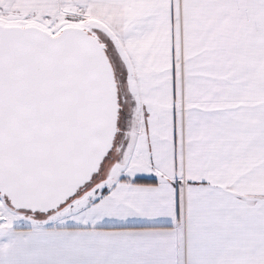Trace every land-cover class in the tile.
<instances>
[{
  "label": "snow or ice",
  "instance_id": "obj_1",
  "mask_svg": "<svg viewBox=\"0 0 264 264\" xmlns=\"http://www.w3.org/2000/svg\"><path fill=\"white\" fill-rule=\"evenodd\" d=\"M25 213L264 264V0H0V233Z\"/></svg>",
  "mask_w": 264,
  "mask_h": 264
},
{
  "label": "crops",
  "instance_id": "obj_2",
  "mask_svg": "<svg viewBox=\"0 0 264 264\" xmlns=\"http://www.w3.org/2000/svg\"><path fill=\"white\" fill-rule=\"evenodd\" d=\"M28 215L0 233V264H155L159 259L152 251L104 233L160 225L163 220L104 217L85 222L73 216L49 220L46 216L28 219Z\"/></svg>",
  "mask_w": 264,
  "mask_h": 264
},
{
  "label": "rangeland",
  "instance_id": "obj_3",
  "mask_svg": "<svg viewBox=\"0 0 264 264\" xmlns=\"http://www.w3.org/2000/svg\"><path fill=\"white\" fill-rule=\"evenodd\" d=\"M25 214H27V213H25ZM21 219V218H20ZM19 218H17L14 222H13V225H15V224H17V223H19V220H20Z\"/></svg>",
  "mask_w": 264,
  "mask_h": 264
}]
</instances>
